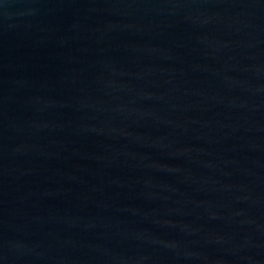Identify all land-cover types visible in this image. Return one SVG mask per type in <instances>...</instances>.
<instances>
[{
	"label": "water",
	"instance_id": "obj_1",
	"mask_svg": "<svg viewBox=\"0 0 264 264\" xmlns=\"http://www.w3.org/2000/svg\"><path fill=\"white\" fill-rule=\"evenodd\" d=\"M0 264H264V0H0Z\"/></svg>",
	"mask_w": 264,
	"mask_h": 264
}]
</instances>
